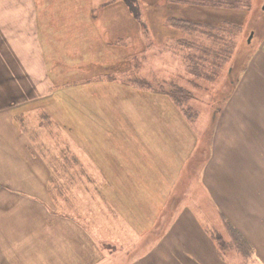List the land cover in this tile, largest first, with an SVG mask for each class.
<instances>
[{"label":"rangeland","instance_id":"obj_1","mask_svg":"<svg viewBox=\"0 0 264 264\" xmlns=\"http://www.w3.org/2000/svg\"><path fill=\"white\" fill-rule=\"evenodd\" d=\"M233 1L243 17L228 39L229 60L197 78L186 67L190 48L179 42L194 37L167 18L216 23L223 11L34 0L46 81H34L42 64L25 65L27 98L8 100L18 82L3 78L15 68L0 67V264H133L134 255L122 263L114 252L141 256L176 235L184 212L211 234L224 262L264 264V242L249 235L264 236V222L238 227L226 210L239 195L264 203L262 175L250 177V167L264 164V0ZM179 87L192 97L182 107L157 93ZM86 151H100L98 163ZM239 164L247 174L235 179ZM234 228L246 244L233 239Z\"/></svg>","mask_w":264,"mask_h":264},{"label":"crops","instance_id":"obj_2","mask_svg":"<svg viewBox=\"0 0 264 264\" xmlns=\"http://www.w3.org/2000/svg\"><path fill=\"white\" fill-rule=\"evenodd\" d=\"M42 48L38 10L35 7L34 0H0V67L15 68L7 72L8 76L3 78V80L9 77V80L11 79V81L18 82L14 85V92L5 91L7 96L6 99L21 98L27 91L22 84L25 76L31 77V73L30 70L25 69V65L38 66L42 64L41 69L44 72L42 76L38 73V70L34 72L35 75H37H34V81L37 82L40 79L41 81H46L45 63L43 56H41V52L43 51ZM27 50H34V52L27 55ZM23 59L25 63L22 62ZM19 66H23V69H17ZM17 71L18 73H16ZM2 75L4 77V73H2ZM18 75H21V78L18 77ZM19 84H21V86H19ZM2 97L3 94H0V98ZM24 97L27 98V95ZM240 112L244 114L245 110ZM240 112L237 115L240 116L242 120L245 119V121H247L246 117L241 115ZM107 143L109 144L108 141ZM250 149L252 152L254 151L253 148L250 147ZM86 152L90 157L95 155L93 159L98 163V154L100 151H96L94 155L88 151ZM115 163L120 162L115 160ZM218 163L219 159H216L215 164ZM246 164L248 165V162H246ZM234 168L235 179H239L238 174H247V168L243 169L242 164L234 166ZM250 169L255 172L254 176L250 173V177L262 175L261 182L262 188L264 189V164L260 165L258 170L251 167ZM106 175L110 176L112 174ZM114 175L115 174H113V176ZM116 177L118 176L115 175V178ZM247 179L248 177L246 175L244 177V183H247ZM237 198L239 201L237 207H233V209L231 206L226 208L229 214L233 211L234 215L232 216V221L236 226L240 227V224H243L246 227H255L258 222H264V203H262L261 200L255 198L253 193L247 194V196L239 195ZM262 198L264 199L263 195ZM177 217L179 220L175 227L176 235L166 236L164 239L157 241V244L151 246V249L144 250V254H141V256H138L133 249L127 252H114L113 256L117 253H121L122 255L119 258L122 260L118 261L124 263L126 258H130L134 255V262L133 259L126 261L128 263L133 262V264H228L224 262L222 254L211 234H207L204 228L197 224L196 217L193 216L192 213H178ZM186 218H189V220ZM131 222L132 219L128 223ZM180 224L181 228H179ZM255 234L254 231H249L250 238L253 242H264V236ZM147 238L148 237H146V239ZM169 238H173L174 242H167ZM154 241L155 240L152 239L149 243H154ZM115 247L116 246H114L113 249H115ZM134 247V249H136V245H134ZM122 257H124V259ZM114 262H108L107 264Z\"/></svg>","mask_w":264,"mask_h":264},{"label":"trees","instance_id":"obj_3","mask_svg":"<svg viewBox=\"0 0 264 264\" xmlns=\"http://www.w3.org/2000/svg\"><path fill=\"white\" fill-rule=\"evenodd\" d=\"M158 4L161 2L175 4L183 7H190L197 5H201L204 7H212V9H217L219 11H223L226 15L223 19L216 21L213 23L209 20L206 21H193L186 20L184 18L171 17L167 18L168 25H170L175 30H183L184 33L190 37H194L193 40L187 44L183 39L179 40V42L184 43L183 46H188L190 48L189 54L186 57V67L189 68L191 74L195 75L197 78H200L203 72L205 71V67L210 65L211 68L219 67V62H227L230 57L231 49H228L227 43L230 36H235L237 32L241 29V21L243 17L242 9H240V4L233 1L232 3L228 2V0H155ZM141 3L145 6H148L151 10L154 11L156 9V5L150 4L145 1H141ZM109 5L108 3L105 5ZM162 5V4H161ZM163 6V5H162ZM153 7V8H152ZM180 9V7L178 8ZM161 11V9H160ZM160 11L155 15V20H160L163 18V15L160 14ZM245 14V13H244ZM165 20V19H164ZM204 36L205 40L201 41V37ZM244 49L240 50V55H243ZM233 54V52H232ZM248 57V52L244 55ZM243 58L246 59V58ZM239 56L235 57V62L238 60ZM242 60V61H243ZM91 68H97L90 67ZM203 69V70H202ZM149 90V88H148ZM158 94L166 95L169 97L175 105L182 107L184 105L183 99H187L186 101L191 100V94L185 92L183 87H179L174 90H168L167 92L158 90ZM244 124L247 126L248 122L244 121ZM218 130V128H217ZM216 130V131H217ZM218 132H216L215 137H218ZM108 141V140H107ZM109 142V141H108ZM110 144V143H109ZM124 164H126L124 162ZM125 168V167H124ZM225 223H229L225 220ZM233 239L244 242L246 244L243 235L234 228L232 232ZM220 239V237L218 238ZM239 243V242H238ZM241 245V244H240ZM240 245H237V248L240 249ZM250 250L246 247L245 250H242V254L244 258L248 256Z\"/></svg>","mask_w":264,"mask_h":264},{"label":"water","instance_id":"obj_4","mask_svg":"<svg viewBox=\"0 0 264 264\" xmlns=\"http://www.w3.org/2000/svg\"><path fill=\"white\" fill-rule=\"evenodd\" d=\"M263 9H264V6H263Z\"/></svg>","mask_w":264,"mask_h":264}]
</instances>
